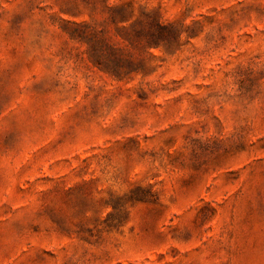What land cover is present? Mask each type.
<instances>
[{"label":"rangeland","instance_id":"rangeland-1","mask_svg":"<svg viewBox=\"0 0 264 264\" xmlns=\"http://www.w3.org/2000/svg\"><path fill=\"white\" fill-rule=\"evenodd\" d=\"M0 264H264V0H0Z\"/></svg>","mask_w":264,"mask_h":264}]
</instances>
